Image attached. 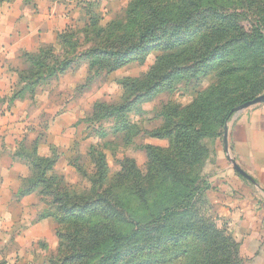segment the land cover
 <instances>
[{
  "label": "trees",
  "instance_id": "16d2710c",
  "mask_svg": "<svg viewBox=\"0 0 264 264\" xmlns=\"http://www.w3.org/2000/svg\"><path fill=\"white\" fill-rule=\"evenodd\" d=\"M199 7L202 13L214 11L200 19L210 32L195 37H190V32L163 36L180 27L188 28ZM220 9L214 0H130L120 15L105 24L100 16L91 14L84 28L67 29L58 35V44L64 49L88 45L89 53L80 54L92 58L90 66L96 62L97 72L105 70L107 75L133 62L135 52L144 55L139 63L148 51L158 53L149 71L126 86L129 94H123V103L97 104L100 108L93 112L97 121L103 114L121 120L131 104L144 95L153 97L166 82L172 87L174 80L208 70L215 72L217 80H225L223 89L201 92L185 106L168 103L159 111L163 123L149 135L167 139L168 153H177V157L155 161L147 146L149 160L144 170L132 161H123V170L108 189L101 185L107 181L108 167L100 152L95 151L96 155L92 150L85 157L81 177L86 185L78 195L73 190L67 193V182L55 174V157L32 160L33 154L16 153L32 171V176L21 180L16 198L36 194L48 198L58 212L65 211L57 227L60 264H168L179 258H185L186 264H242L237 243L217 227L215 216H205L197 209L199 204L211 207L205 196L208 187L192 177L197 160L194 148L197 140L222 137L231 111L259 95L252 87L256 74L259 81L264 76V0H245L241 16L251 25L248 31L240 26L241 16L236 11ZM219 34L221 37H216ZM183 35L177 43H163L166 38ZM39 51L26 55L28 67L20 75L22 85L14 98L34 94L39 81L64 72L72 64V59L55 57L53 48ZM203 63L208 66L202 68ZM232 85L233 89L240 85L236 95L229 90ZM231 100L239 103L235 106ZM127 127L118 125L115 132L125 133ZM126 189L129 196H125ZM86 192L88 197L83 195ZM130 197L142 205L141 218L129 210ZM62 227L64 233L60 232Z\"/></svg>",
  "mask_w": 264,
  "mask_h": 264
},
{
  "label": "rangeland",
  "instance_id": "374dc122",
  "mask_svg": "<svg viewBox=\"0 0 264 264\" xmlns=\"http://www.w3.org/2000/svg\"><path fill=\"white\" fill-rule=\"evenodd\" d=\"M129 1L130 0L122 1L123 9L128 5ZM214 1L215 5H218L221 9L229 10L228 12L231 11L232 13L236 11L240 16L242 9L245 7V0ZM217 2L220 4H217ZM115 5H117V3H115ZM122 10L115 14L103 15L98 13L94 15L100 16L102 24H105L110 19L120 15ZM212 10L213 9H209L202 13L200 12V7L196 8L194 15L197 14V17L190 23L191 25L188 28L180 27L177 28L179 30L175 29L163 36H172L174 32L175 34L180 33V35L190 32L192 33L190 37H195V35L201 36L203 33L210 32L211 30L206 23L200 19L203 18V14L210 15V13H214ZM89 19L86 21L87 24L89 23ZM240 19L242 20L240 26L244 27V31H248L251 25L248 23L245 16H241ZM225 31V28H223L222 33ZM184 35L174 39L170 38V40L166 38V41L163 43H177L184 39ZM221 35L222 34L216 35V37H221ZM45 48H53V55L59 57L60 60L63 58L72 59V64L64 72L57 73L51 78L39 81L34 94L26 95V97L33 101L45 99V101H49L53 104L58 103L61 107L60 110L63 112L69 105H73L74 118L72 117L67 122L66 134L58 133L57 130H54L50 132L48 137L44 134L39 138L36 137L34 140H28V143L20 142L19 151L20 153H24L25 156L27 155V157L33 154L32 160L35 157H55L57 159L55 174L67 182V193H70L72 190L76 192V195L82 193V189L86 185V182L81 177L83 175L81 173L84 170L82 164H84L85 161L87 162L85 157H87L90 151L92 153V150L105 155V161L108 167V178L105 183H101L103 189H108L110 185L114 184L116 181L115 176L123 170L122 162L125 160L132 161L136 168L144 170V166L149 160V153L146 149L147 146L151 147L150 154L152 153L155 161L165 159L167 156L177 157V153H168L170 146L167 139L156 138L155 136L149 135L153 129L160 127L163 123V120L158 117L159 111L168 103L185 106L192 102V99L201 92L205 94L212 89L224 88L223 83L225 80L220 81L219 78L217 80L215 72L208 70L205 74L199 73L195 76H191V78L178 81L174 80L172 82V87H169L168 85H170V83L167 82L162 84V87L160 86L155 93H153V97L144 95L139 101L131 104L129 110L126 111L125 116H123L121 120L106 118L109 114H103L99 121H97L93 116L94 109L100 108L97 104H104L105 106L123 103V94H129V90L127 91L126 86L135 79L142 78L143 75L149 71L154 65L158 53L154 49L148 51L143 63H139V59L144 55L140 52H135L133 54V62L107 75L105 70L103 72H97L96 68L99 64H96V62H93L92 66H90V60L92 58L80 54L89 53V51H87L88 45L86 47L82 46L81 49L73 50L69 48L64 49L63 46L58 44L55 46L41 47L37 51L31 53H38L40 49ZM70 48H72V46H70ZM231 58L234 59L232 56ZM207 66V63H203L201 67ZM67 72L69 75H66L64 78L65 80L59 83L58 77ZM256 77V82L252 88H254L253 92H259L258 96H260L264 94V76L261 77L260 81L258 74H256ZM68 85H70L69 88ZM233 87V85L230 86L229 90L233 91L234 95H236L238 88L233 89ZM230 102L235 105L239 103V100H231ZM43 118L44 125L47 128L48 121L45 120V115ZM230 120L227 124H229ZM33 121H36V119ZM118 125H123V127L128 126L125 133L115 132ZM45 137L46 141L43 143L42 140ZM222 138L223 136L212 137L210 139L205 137L195 141L197 147L194 148V151L197 154V160L195 158L196 162L193 169L195 173L192 177L204 182L203 185L208 188L212 177L213 167L211 166H214L213 157L215 156L216 150H220V144L223 145ZM95 154L98 155L96 152ZM81 159L82 163L80 161ZM26 167L28 170V176L26 178H28L32 176V171L27 165ZM86 168L89 171L91 169L89 165L86 166ZM196 174H198V176L195 177ZM126 185L125 183L124 186L119 187V190L123 189ZM72 186H74L75 189ZM69 187H71V189H69ZM128 191L129 190L126 189L125 196H129ZM83 195L88 197L89 193L86 192ZM35 196L41 199L40 202L43 204V211L38 215L39 218H41V215L45 216L41 219L38 218L39 222L42 221V230H44L42 235H35V237L27 241H25V238H19L15 240L16 242L13 240L8 247L4 246L0 252V264L59 263L58 255H60L61 250L59 249L60 242L59 235L57 234L59 228L57 227L63 222L65 211L58 212L54 206L49 205L50 202L48 198L42 199L36 194ZM130 199H132V197L129 198L127 205L130 211L131 209L135 211L133 215L139 218L144 216L142 205ZM73 203L74 201L72 200L71 204ZM197 209H200V214H204L205 216L209 214L215 216L212 209L206 208L205 204H199ZM65 230V227L60 228L61 233H64ZM168 264H186V259L179 258Z\"/></svg>",
  "mask_w": 264,
  "mask_h": 264
},
{
  "label": "crops",
  "instance_id": "0c3cea01",
  "mask_svg": "<svg viewBox=\"0 0 264 264\" xmlns=\"http://www.w3.org/2000/svg\"><path fill=\"white\" fill-rule=\"evenodd\" d=\"M122 1L0 0V252L13 240L27 241L44 231L38 220L41 199L35 194L16 198L21 180L28 176L25 163L16 156L19 143L44 134L48 137L54 130L66 134L67 122L74 118L73 105L63 112L58 103L45 99L14 98L22 85L20 75L28 67L26 55L58 45L61 32L84 28L91 14L120 12ZM66 75L58 77L59 83ZM228 148L230 157L255 184L233 169L220 144L206 200L217 227L237 243L242 264H264V103L233 117Z\"/></svg>",
  "mask_w": 264,
  "mask_h": 264
},
{
  "label": "water",
  "instance_id": "95a60500",
  "mask_svg": "<svg viewBox=\"0 0 264 264\" xmlns=\"http://www.w3.org/2000/svg\"><path fill=\"white\" fill-rule=\"evenodd\" d=\"M264 103V94L254 98L253 100L251 101H247L245 103H243L242 105H239L238 107L234 108L232 111H231V115H232V118L231 120L233 119V117H235L238 113L246 110V109H249L251 107H254V106H257V105H260ZM230 120V122H231ZM229 122V123H230ZM228 126L229 124H227L225 126V129H224V133H223V138H222V141H223V147H224V150L225 152L228 154V160L230 161V163L232 164V167L233 169L240 175L242 176L243 178L247 179L248 181H250L251 183L255 184V181L252 179L251 176H249L246 172H244L236 163V161L234 159H232L229 155V148H228Z\"/></svg>",
  "mask_w": 264,
  "mask_h": 264
}]
</instances>
